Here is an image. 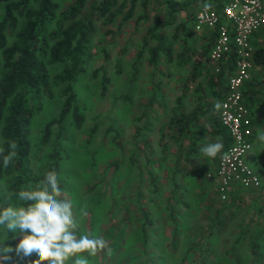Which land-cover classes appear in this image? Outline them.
Instances as JSON below:
<instances>
[{"label":"rangeland","instance_id":"1","mask_svg":"<svg viewBox=\"0 0 264 264\" xmlns=\"http://www.w3.org/2000/svg\"><path fill=\"white\" fill-rule=\"evenodd\" d=\"M116 1L113 23L98 22L91 35L90 58L75 85L82 127L76 129L69 118L62 133L53 127L49 144L42 148L43 128L63 108L62 87H56L52 99L42 98L36 110L29 138L33 189L53 168L58 149L63 157L58 179L72 202L77 234L107 242L95 256L83 254L88 264H264V190L220 201L215 182L208 178L218 157L205 158L200 152L218 138L212 133L219 112L214 105L221 99L207 80L221 65L209 59V39L195 30V11L176 14L172 25L162 27L175 61L169 64L161 56L158 67L152 68L147 51L155 42L145 47V39L155 21L166 17L165 5L148 0L144 9L145 0H137L128 19L131 0ZM99 2L90 0L88 6ZM68 4L62 0L61 8ZM256 36L263 38L264 31ZM262 42L257 37L254 41L259 48ZM185 52L190 62L182 66L177 58ZM135 63L138 80L132 84ZM194 67L197 80L185 91ZM100 68L104 72L96 74ZM229 74L225 73L226 81ZM194 115L197 118L188 125ZM197 128L205 139L185 153L186 140ZM259 149L255 144L247 155L255 170L252 156L260 157ZM9 188L0 181V199L12 197ZM21 202L11 200L10 206H22ZM147 214L154 219L150 227L145 226Z\"/></svg>","mask_w":264,"mask_h":264},{"label":"trees","instance_id":"2","mask_svg":"<svg viewBox=\"0 0 264 264\" xmlns=\"http://www.w3.org/2000/svg\"><path fill=\"white\" fill-rule=\"evenodd\" d=\"M61 1L0 0V7H2L0 17V142L2 143L1 148L4 149L3 155L8 154L9 142L15 141L18 144L17 157L8 168L3 166V156L0 155V181L5 180V183L10 184L9 189L12 196L0 199V210L9 207L11 200L12 203L17 202L16 194L19 191L33 189L29 138L33 118L42 98L52 99L56 87H62L60 94L65 97V101L59 115L48 121L43 128L40 147L43 148L49 144L54 126H57L62 133L69 118L73 119L76 129L82 127L84 116L75 85L84 73L86 63L90 58L91 35L96 31L97 23L104 20L105 25H110L116 16L112 13L113 7L117 4L116 0H101L99 3H91L89 6L90 0H68L71 4H68L70 6L66 9L61 8ZM147 1L145 0L143 3L144 9L147 7ZM207 1L210 0H199V3L212 6ZM220 2L223 3V0H219ZM158 3L165 5L167 13L164 19L155 21L148 30V37L145 39V47H148L150 42H155V45L147 51V63L152 68L158 67L161 56L165 57L169 64L175 61L172 43L166 41L160 31L164 25L173 24V17L176 14L183 13L198 4V0H158ZM136 4L137 0H131L128 19L133 17ZM216 11L218 12V10ZM177 39V36L173 37V40ZM143 53L144 51L139 54V59ZM189 57L190 55L186 52L179 55L178 63L182 66L188 65ZM254 60L256 65H264V47L256 50ZM231 63L233 62L231 61ZM206 64L200 62L201 66ZM137 65L138 63H135L133 66L132 84L138 80ZM232 68L233 65L230 64V70H224L218 74L213 72L207 80L208 86L217 87L215 96L221 100L225 96L224 92L228 83V79L226 81L224 77L225 73L231 74ZM100 70L103 71L100 68L96 74ZM197 76V70L194 67L190 78L185 83V91L189 88L190 83L197 80ZM106 83L107 78L104 73L102 79L104 90ZM153 99L150 100V104L154 101ZM182 100L183 95L178 98V102L181 103ZM253 103L252 100L246 102L249 107ZM176 118L178 119V117ZM194 118L197 116L188 118V125L193 123ZM215 125L212 133L214 136L222 137L224 152L230 145V138L227 132L222 129L219 119L215 121ZM203 139H205V133L200 128L194 130L186 140L189 145L186 147L185 153H192L199 148ZM54 157L53 168L49 171L54 170L58 176L63 161L58 149L55 151ZM254 190H264V185L260 189ZM21 205L27 206L23 201ZM149 217L150 215L147 214L145 226L150 223V227L153 225L154 219ZM18 242L17 233L8 232L6 228L0 226V244H3L2 246L15 248ZM252 247L254 250H258V245L253 244ZM9 255L11 259L3 261L2 264H31L33 260L30 257L17 256L15 252Z\"/></svg>","mask_w":264,"mask_h":264},{"label":"built area","instance_id":"3","mask_svg":"<svg viewBox=\"0 0 264 264\" xmlns=\"http://www.w3.org/2000/svg\"><path fill=\"white\" fill-rule=\"evenodd\" d=\"M224 1L222 14L203 5L195 22L196 31L205 28L217 31L209 52V59L221 65L215 72L226 70L225 64L233 62L227 92L219 108V122L230 138V145L223 152L227 158L220 157L216 170L208 175L209 180L215 182L222 202L227 201L237 187L252 190L264 185V180L247 162V155L255 144V133L252 111L244 93L257 68L254 37L264 31V0Z\"/></svg>","mask_w":264,"mask_h":264},{"label":"clouds","instance_id":"4","mask_svg":"<svg viewBox=\"0 0 264 264\" xmlns=\"http://www.w3.org/2000/svg\"><path fill=\"white\" fill-rule=\"evenodd\" d=\"M214 107L219 109L221 105L217 103ZM17 148L15 141L9 142L7 155H3L4 149L0 148L5 168L17 157ZM223 148V142L218 137L214 142L204 144L200 152L205 158L221 156L226 159ZM16 195L27 206H10L0 210V226L8 232L17 233L19 242L15 248L0 244V264L10 260L9 254L13 252L22 258L35 255L31 264H65L73 257L76 258L72 264H88L83 254L95 256L98 250L107 247L103 238L77 234L72 202L65 198L54 170L48 171L34 189L21 190Z\"/></svg>","mask_w":264,"mask_h":264},{"label":"crops","instance_id":"5","mask_svg":"<svg viewBox=\"0 0 264 264\" xmlns=\"http://www.w3.org/2000/svg\"><path fill=\"white\" fill-rule=\"evenodd\" d=\"M209 2L212 4V6H210V8H212L215 11L218 10V12L220 14H222V7H223V4L225 3L224 0H223V3L222 2L219 3V0H212V1L210 0ZM203 5L204 4H200L199 0H198V4L195 5V8L194 7L189 8L191 11H195V22H196L197 12L200 9V7H202ZM202 32H203L202 33L203 37L209 39L210 49H211L213 43L215 42V40L217 38L216 29L205 28ZM256 37L258 39V42L260 39L263 40V42L261 44V48L264 47V37L262 38V36H260V37L255 36L254 37L255 42H256ZM254 46H256L257 50L259 49L258 45H256L255 43H254ZM230 64H232L230 61L227 62V64H225V69L230 67ZM244 90H245L246 102L251 101V100L254 102L253 104H250V109L252 111V117H253L252 126H253V130L255 133V144L260 146L259 152L263 156V154H264V65H262V66L257 65V68L252 73L251 82L246 85ZM226 92H227V87H226L224 94H226ZM246 92H248V93L246 94ZM221 102H222V100H221ZM218 119H219V112H218ZM216 136L219 137L223 142V139L221 136H219V135H216ZM257 137L259 139L258 141L256 140ZM255 144H254V146H255ZM261 155H260V157L252 156L253 157L252 160H254L253 162L257 163L256 170L254 168L253 169L264 180V167L261 168L262 166L260 165L261 162L264 163V157L261 158ZM220 157H218V159H216V161H215V164H214L215 167H213V169L215 168L214 171L217 168ZM248 160L250 161V159H248ZM251 192L257 194V192H259V191L254 190V189L247 190V189H242L241 187H237L230 193L231 197H230V195H229V197L231 199H240L243 196L248 198L249 193L252 194Z\"/></svg>","mask_w":264,"mask_h":264}]
</instances>
